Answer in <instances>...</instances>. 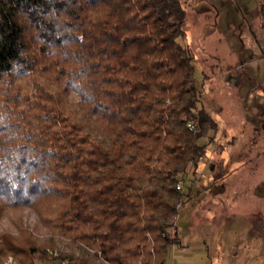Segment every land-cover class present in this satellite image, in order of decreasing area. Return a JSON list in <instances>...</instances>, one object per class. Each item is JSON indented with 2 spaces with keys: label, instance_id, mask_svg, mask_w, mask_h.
<instances>
[{
  "label": "trees",
  "instance_id": "trees-1",
  "mask_svg": "<svg viewBox=\"0 0 264 264\" xmlns=\"http://www.w3.org/2000/svg\"><path fill=\"white\" fill-rule=\"evenodd\" d=\"M185 19L180 0H0V219L27 208L49 234L0 232V264L47 261L53 236L94 250L78 264H165L176 183L217 128ZM258 20L264 59V0Z\"/></svg>",
  "mask_w": 264,
  "mask_h": 264
},
{
  "label": "rangeland",
  "instance_id": "rangeland-1",
  "mask_svg": "<svg viewBox=\"0 0 264 264\" xmlns=\"http://www.w3.org/2000/svg\"><path fill=\"white\" fill-rule=\"evenodd\" d=\"M180 1L186 12L183 40L194 54L195 72L198 65L208 73L211 67L222 64L235 67L234 75L241 72L243 77L245 70L238 71V66L245 60L252 66L259 65V61L251 59L254 53L251 46L259 47L263 40L258 20L259 0ZM251 31L254 36L249 34ZM212 53L218 60L216 65L209 59ZM198 81L195 79V85L200 88ZM217 87L214 90L213 85L212 91L225 99V91ZM70 98L75 100L76 96L72 94ZM243 101L247 105V100ZM231 109L243 120L241 127L237 122L234 128L246 129L248 133H238L232 138L227 163L222 164L215 155L207 158L205 152L195 171L193 166L187 167L181 190L189 198L174 220L175 228H179L175 232L179 243L168 246L165 264H264V120L255 130L251 119L256 113L264 114V104L251 109L244 106V111L239 107L236 112L235 106ZM231 167H237L232 175L212 182V177L218 174L222 177ZM17 225L28 228L40 240L49 236L34 212L27 208L10 211L2 217L0 232L14 233ZM169 233L174 237L173 229ZM52 238L54 244L46 251L47 261L36 260V264H78L77 258L94 253L93 249L72 244L67 238ZM95 263L111 264L99 256ZM3 264L19 263L7 255Z\"/></svg>",
  "mask_w": 264,
  "mask_h": 264
},
{
  "label": "crops",
  "instance_id": "crops-1",
  "mask_svg": "<svg viewBox=\"0 0 264 264\" xmlns=\"http://www.w3.org/2000/svg\"><path fill=\"white\" fill-rule=\"evenodd\" d=\"M250 33H252L253 36L255 35L253 31L249 32V34ZM228 41L230 44L232 43V41ZM255 41H257V39H255ZM251 48L254 52L251 59L255 62L259 61V65L256 64L252 66L248 60H245L241 66H238V71L245 70L243 77L241 72L234 75L233 72L235 67H223L222 64L220 67H211V70H209L208 73H205L202 67H199L198 65L197 71L195 72V79L199 80V89L202 93L203 107L217 124L216 130L208 131L207 135L200 138L198 143L206 145L205 152L207 158H211V155H215V158L219 157L220 160H222V164H225L228 161L227 152L230 150L229 146L232 138L236 137L238 133H240V135L248 133L246 129H244V131L243 129L241 130L237 128L236 130V128H234L237 125V122L240 123L238 127H241L243 120L239 115L237 116L235 114V111L231 109V107L235 106L237 112V108L239 107L244 111V106L251 109L255 106L261 107L264 104V59L262 58L260 49L256 44L252 45ZM210 58L214 62L213 65H216L218 62V60L216 61V55L212 53L210 54L209 59ZM213 85L215 86L214 90L218 89L217 85H219L220 89L225 91V99L212 91ZM242 94L244 97H241ZM243 100H247V105H245ZM230 110H233V112H230ZM247 116L250 117V115ZM251 119L254 121V129L257 130L258 124L264 120V114L256 113L255 115H252ZM216 149H219L218 151L222 152L223 155H216V153H218L216 152ZM192 168H194L193 170L195 171L198 166L196 169L195 167ZM200 168L201 167L199 166V169ZM211 179L213 183L219 181H215L213 177ZM176 227L178 228V226ZM173 228L176 233L179 231V228H175V222Z\"/></svg>",
  "mask_w": 264,
  "mask_h": 264
},
{
  "label": "built area",
  "instance_id": "built-area-1",
  "mask_svg": "<svg viewBox=\"0 0 264 264\" xmlns=\"http://www.w3.org/2000/svg\"><path fill=\"white\" fill-rule=\"evenodd\" d=\"M188 126H189V128H193V125L192 124H188ZM182 181L181 180H179L177 183H176V188L177 189H179V190H181V188H182ZM111 264H114V263H111Z\"/></svg>",
  "mask_w": 264,
  "mask_h": 264
}]
</instances>
